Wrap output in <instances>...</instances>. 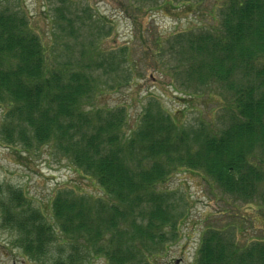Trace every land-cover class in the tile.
<instances>
[{"label":"trees","instance_id":"obj_1","mask_svg":"<svg viewBox=\"0 0 264 264\" xmlns=\"http://www.w3.org/2000/svg\"><path fill=\"white\" fill-rule=\"evenodd\" d=\"M195 4L184 3L189 10ZM163 5L176 7L169 0ZM211 8L216 26L180 31L156 44L161 57L176 58L170 78L183 79L179 85L189 97H204L211 85L225 90L227 108L233 105L228 125L218 132L204 130V123L183 127L151 100L154 107L145 106L138 127L125 136L119 113L83 108L92 97L91 72L69 57L51 60L54 47L43 44L25 14L0 7L3 141L22 144L25 153L32 144H48L108 196L98 204L65 193L53 199L52 216L69 249L54 264H81L91 253L107 264H152L146 256H153L176 217L169 196L155 186L177 165L202 170L243 202L257 191L264 210V0H214ZM65 9L55 7L54 27L70 35L73 24L83 22ZM4 200L17 245L33 259L46 253L56 242L53 225L26 206L21 192L8 189ZM222 228L204 231L193 264H264V236L237 244Z\"/></svg>","mask_w":264,"mask_h":264},{"label":"rangeland","instance_id":"obj_2","mask_svg":"<svg viewBox=\"0 0 264 264\" xmlns=\"http://www.w3.org/2000/svg\"><path fill=\"white\" fill-rule=\"evenodd\" d=\"M169 1L176 7L164 6L167 0H0V7L25 14L43 44L54 47L51 60L69 57L73 65L91 72L94 88L83 108L119 113L125 136L138 127L144 107H154L155 102L183 127L204 123V130L207 127L218 132L230 122L233 109V105L227 108L230 103L221 94L225 90L211 85L203 89L204 97H189L181 91L183 79L171 81L176 58L167 53L161 57L156 44L158 40L163 46L180 31L202 29L212 23L216 26L217 9L211 8L214 0H189L196 3L191 10L184 5L188 0ZM55 7L78 13L83 24L74 23V33L67 35L54 27ZM106 56L108 59L102 60ZM207 94L211 96L205 97ZM2 114L0 106V123ZM22 148L20 143L8 145L0 134V264H54L69 249L52 216L53 199L65 193L98 204L108 196L95 180L48 144H32L26 153ZM204 175L200 169L177 165L155 186L169 196L176 217L173 226L162 230V244L155 245L153 256H146L152 264H193L200 238L210 225L221 223L227 238L237 244L247 245L257 235L264 236V210L258 204L257 191L253 201L243 202ZM8 189L21 192L26 206L42 214L55 229L56 242L36 259L17 245L18 231L8 225L2 203ZM57 242L65 247L64 252ZM81 262L107 264L95 253Z\"/></svg>","mask_w":264,"mask_h":264}]
</instances>
